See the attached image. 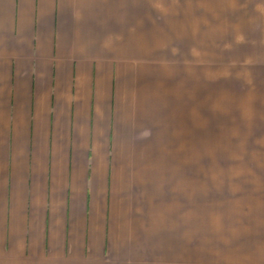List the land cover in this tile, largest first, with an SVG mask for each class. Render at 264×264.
I'll return each instance as SVG.
<instances>
[{
	"label": "crops",
	"instance_id": "obj_1",
	"mask_svg": "<svg viewBox=\"0 0 264 264\" xmlns=\"http://www.w3.org/2000/svg\"><path fill=\"white\" fill-rule=\"evenodd\" d=\"M156 17L0 0V264H205L204 63Z\"/></svg>",
	"mask_w": 264,
	"mask_h": 264
},
{
	"label": "rangeland",
	"instance_id": "obj_2",
	"mask_svg": "<svg viewBox=\"0 0 264 264\" xmlns=\"http://www.w3.org/2000/svg\"><path fill=\"white\" fill-rule=\"evenodd\" d=\"M154 1L204 63L205 264H264V0Z\"/></svg>",
	"mask_w": 264,
	"mask_h": 264
}]
</instances>
